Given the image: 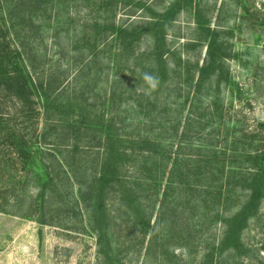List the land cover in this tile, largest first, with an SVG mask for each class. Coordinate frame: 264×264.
Listing matches in <instances>:
<instances>
[{
  "label": "trees",
  "instance_id": "trees-1",
  "mask_svg": "<svg viewBox=\"0 0 264 264\" xmlns=\"http://www.w3.org/2000/svg\"><path fill=\"white\" fill-rule=\"evenodd\" d=\"M120 1L0 0V212L41 223L58 214L64 230L96 232L102 252L118 261L122 252H143L160 263L264 264L242 236L264 199V135L244 127L230 134L219 96L222 82L235 85L225 65L232 45L200 5L193 38L172 47L167 35L179 3L123 23ZM57 2L68 16L80 5L99 13L74 32L76 54L60 72L39 61L35 40L37 19H50ZM202 46L204 57L191 61L188 52ZM103 59L117 76L98 105L91 95ZM126 70L136 83L128 92L134 103L122 110ZM144 74L157 79L155 89L147 91ZM132 112L143 117L128 129L122 121ZM218 220L219 236L195 242ZM173 245L188 258L198 246L202 253L188 262Z\"/></svg>",
  "mask_w": 264,
  "mask_h": 264
},
{
  "label": "rangeland",
  "instance_id": "rangeland-1",
  "mask_svg": "<svg viewBox=\"0 0 264 264\" xmlns=\"http://www.w3.org/2000/svg\"><path fill=\"white\" fill-rule=\"evenodd\" d=\"M174 2L179 3L180 7L172 14L173 24L167 35L170 46L179 47L193 38L196 27L195 10L198 5L202 8L204 19L208 20L212 27L223 29L222 35L232 45L231 56L226 58L225 65L235 85L233 87L222 82L219 90L225 107L223 117L227 131L232 134L244 127L249 132L261 131V135H264V129L259 125L264 122V0H126L119 2L116 20L123 23L145 21L151 17L152 12L161 13ZM56 4L50 19L42 15L37 19L41 27H38L35 40L39 46V61H42L46 68L60 72V67L68 66L70 55L76 54L75 50L71 51L69 44L74 32L80 29L82 21L91 22L99 13L96 6L89 9L80 5L78 9L69 7L71 13L68 16L58 8L60 2ZM130 11H134V14L130 15ZM2 27L0 23V34ZM150 46L151 40L145 36L141 49L148 50ZM198 54L201 60L205 55V46L200 48V52L199 49L188 52L191 61H194ZM102 65L103 73L91 95V101L96 95L98 105L101 99L109 97L117 76L114 67L108 65L106 59L102 60ZM129 77L130 73L126 70L125 82L129 89L126 93L128 99L123 100L122 110L134 103V96L130 98L128 92L136 82L134 77ZM135 87L138 89L139 85ZM147 91H150V88H147ZM183 98L180 96L178 99L181 101ZM191 98L192 92L189 94V99ZM187 104L184 113L187 111ZM142 117L143 115L132 112L122 123L128 124L130 129L136 126L138 119ZM39 119L41 127L43 117L40 116ZM216 124L217 120L211 121L207 123L206 128L209 130ZM210 134L213 136L215 132L211 131ZM40 141L42 147L48 148L47 144L41 139ZM244 201L245 196H242L238 205H242ZM114 207L111 206V209ZM187 213L188 211L185 216ZM57 215L41 223L36 218L0 212V264H108L109 257L111 261L114 260V264H172L160 263L143 252H122L118 261L113 257L114 252H108V256L102 252L103 246L98 243L96 232L64 230L60 227V217ZM222 227L220 220L216 224L212 223L210 228H205L202 233L195 235V242L202 237L212 238L214 234L219 236ZM242 236L253 251L259 254V259L264 261V199L260 204L259 217L249 219ZM172 248L188 262L200 257L199 251L202 253L198 246V252L188 258L183 247L173 245ZM247 261L245 258L242 264H252Z\"/></svg>",
  "mask_w": 264,
  "mask_h": 264
},
{
  "label": "clouds",
  "instance_id": "clouds-1",
  "mask_svg": "<svg viewBox=\"0 0 264 264\" xmlns=\"http://www.w3.org/2000/svg\"><path fill=\"white\" fill-rule=\"evenodd\" d=\"M143 80L148 84V87L151 89H155L158 84L157 79L149 74H144Z\"/></svg>",
  "mask_w": 264,
  "mask_h": 264
}]
</instances>
